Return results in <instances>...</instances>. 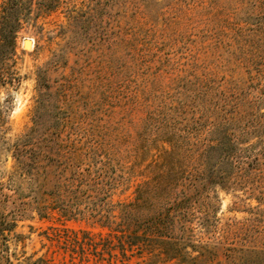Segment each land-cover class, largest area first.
I'll list each match as a JSON object with an SVG mask.
<instances>
[{
    "label": "rangeland",
    "instance_id": "obj_1",
    "mask_svg": "<svg viewBox=\"0 0 264 264\" xmlns=\"http://www.w3.org/2000/svg\"><path fill=\"white\" fill-rule=\"evenodd\" d=\"M22 21L14 51L8 38L0 42V211L15 222L8 253L66 264L172 263L157 248L140 255L135 246L127 261L118 247L115 257L79 261L74 253L70 261L65 232L118 236L96 211L119 221V205L152 177L164 115L183 110L182 124L203 123L202 138L218 135L210 121L227 119L232 107L241 169L233 184H208V215L192 222V239L222 251L264 249V0H60ZM38 99L47 110L36 136L49 138L52 152L58 143L61 153L76 148L82 167L102 169V190L80 197L82 215L39 216L14 173V145L33 126Z\"/></svg>",
    "mask_w": 264,
    "mask_h": 264
},
{
    "label": "trees",
    "instance_id": "obj_2",
    "mask_svg": "<svg viewBox=\"0 0 264 264\" xmlns=\"http://www.w3.org/2000/svg\"><path fill=\"white\" fill-rule=\"evenodd\" d=\"M59 3L60 0L4 1L0 8V42L8 38L14 51L22 17L25 18L32 9L39 14L49 13ZM10 21L13 23L9 24ZM46 106L44 99H38L33 126L14 145V173L26 181L28 204L34 205L39 216H45L51 210L65 217L82 215L84 210L79 207L80 197H93L94 193L102 190L99 185L103 184V172L101 167L91 169L88 163L82 167L83 161L76 148L61 153L64 145L58 143L56 151L52 152L49 138L36 136L40 124L37 119L41 112L47 110ZM235 110L236 107H232L227 119L217 123L210 121L213 127L209 132L216 130L217 136L207 134L202 138L199 130L203 123H198V129L191 124H182L183 110L177 109L172 120L164 115L159 121L161 133L158 138L162 142L159 148L162 152L152 177L136 187L133 201L119 205V221H114L115 215H99L96 211L97 220L109 227L115 223L112 230L120 234L96 239L85 230L79 231L80 234L65 232L70 261L74 253L78 254L79 261L86 260L87 253L97 259H101L105 252L115 257L112 253L115 247L121 250L122 259L127 261L131 255H127L126 250L135 246L140 255L143 251L153 254L157 248L164 260H173L170 264H256L264 249L231 246L223 247L222 251L218 245L194 243L192 239V222L197 217L199 223L204 224L208 215L205 192L208 184L221 187L233 184L241 169ZM90 209L96 210L94 207ZM197 211L202 216L196 215ZM14 227L13 219L0 211L1 264H66L45 256L20 259L16 253H8L6 241Z\"/></svg>",
    "mask_w": 264,
    "mask_h": 264
},
{
    "label": "water",
    "instance_id": "obj_3",
    "mask_svg": "<svg viewBox=\"0 0 264 264\" xmlns=\"http://www.w3.org/2000/svg\"><path fill=\"white\" fill-rule=\"evenodd\" d=\"M29 41V38H27V37H25L24 39H23V45H24V47H26V43Z\"/></svg>",
    "mask_w": 264,
    "mask_h": 264
},
{
    "label": "bare ground",
    "instance_id": "obj_4",
    "mask_svg": "<svg viewBox=\"0 0 264 264\" xmlns=\"http://www.w3.org/2000/svg\"><path fill=\"white\" fill-rule=\"evenodd\" d=\"M31 44H32V39H29V41L26 43V46H27V47H30Z\"/></svg>",
    "mask_w": 264,
    "mask_h": 264
}]
</instances>
